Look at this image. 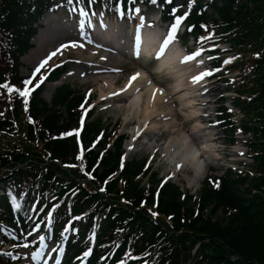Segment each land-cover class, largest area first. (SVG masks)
I'll list each match as a JSON object with an SVG mask.
<instances>
[{
  "label": "trees",
  "instance_id": "trees-1",
  "mask_svg": "<svg viewBox=\"0 0 264 264\" xmlns=\"http://www.w3.org/2000/svg\"><path fill=\"white\" fill-rule=\"evenodd\" d=\"M46 1L0 0V53L4 59L0 62V84L23 87L18 57L28 49L33 24L45 10ZM209 6L212 15L205 18L212 28H227L231 45H240L239 49L245 50L235 51L237 56L252 54L254 60L244 71L243 79H252L256 84L242 81L238 91L251 99L238 106L247 117L242 128L255 138L250 149L256 153L253 161L262 177L252 181L264 198V0H212ZM190 18L192 22L202 20L196 11ZM4 91L0 87V180L5 194L0 200V214L6 207H13L11 197L15 196L20 208L13 207V217L22 225L30 217V206L36 200L40 213L35 221L44 220L53 207L51 220L56 234L59 228L56 219L70 211L78 219L75 228H81L77 232L80 240H84L81 230L93 229L98 241L105 240L108 247L112 244L118 247L113 258L106 259L108 264H113L121 252L130 255V264H264V221L257 212L258 205L264 203L255 206L241 200L238 192L247 185L245 175H228L217 188L204 182L198 199L183 196L178 187L170 184L158 190L156 176L149 187L140 189L144 160H131L120 169L121 138L105 136L100 121L88 124L83 130L82 156L75 154L74 143L69 140L72 135H63L73 132L79 119L80 101L75 92L61 86L49 102L39 92L29 100L28 106L20 95H11L10 99L18 103L13 106L16 110L9 112L17 119L21 116L19 125L12 121L9 109L8 116L1 114L2 99L6 100ZM189 207L196 208V214ZM245 208L261 228L252 231L246 216L244 228L235 232L248 233L251 242L259 248L254 246L258 253L252 248V253L246 254L239 251L240 247L232 246L234 240L228 227L212 229L211 225L203 224L204 216L209 219L218 213H244ZM151 212H157L163 219H151L148 214ZM2 234L0 230V238H4ZM197 245V251L191 253ZM96 256L93 255L90 264L97 260ZM232 257L237 258L230 261Z\"/></svg>",
  "mask_w": 264,
  "mask_h": 264
},
{
  "label": "rangeland",
  "instance_id": "rangeland-1",
  "mask_svg": "<svg viewBox=\"0 0 264 264\" xmlns=\"http://www.w3.org/2000/svg\"><path fill=\"white\" fill-rule=\"evenodd\" d=\"M182 1L183 0H177L176 4L179 5ZM241 8L242 6H240L239 10H242ZM137 9L140 10L139 13H137L136 11L137 24L139 26H143V24L146 23L147 21L150 22L151 18L149 16V13L145 12V10L142 8L141 9L137 8ZM141 17H143L142 20L140 19ZM238 17L239 19L243 20V16H241V14H239ZM78 18H81V17H76L73 15V17H69L67 19V17L61 14V11L58 10L57 15H49L42 22L43 26L39 28V30L37 31L36 37L30 42V45H29L30 49L26 52L24 56L20 58L21 65H22L20 70H21L22 76L27 80L31 79L33 81V84L29 85V87L33 88L36 82H38L37 84L40 83V80L43 77L38 76L39 73H42V75H45L44 76L45 78H43V83H41L45 85V88L43 90L44 93L42 94L43 95L42 97L47 102H49L51 94L53 93V89L56 86H60L61 83L66 84V87H68L69 89L73 88V90H75V92L78 93L76 96V98H79L78 100H80L83 97V99L87 101V103H90V105H93L92 107L94 108V110L92 111V116L89 115L91 116V118H89L88 121L96 122V119L100 120V123H102L103 128L106 129L104 133L105 136H110L113 138L116 137V134L114 135L113 133L110 132L111 131L110 128L114 126V130H117V133H119L120 135H126L128 137L127 140H129L131 137L130 132H132V130L137 128L139 123H143L141 121L143 113L138 115L137 119L131 117L130 115L129 120L125 121V118L128 117L129 115L128 110L130 108H128V105L130 103V99H129L130 95L127 97V99H123V98L118 99L116 97H112L111 93L113 91H119L121 87L125 86L127 79L133 73L138 72L139 70L140 71L142 70L145 73V75L148 76L156 86L162 88L164 91L167 92L168 96L171 99L170 103H172V104H169L170 108L168 107V105L166 106L167 103H157L156 109L159 110L161 114L157 117L152 116L149 120L150 121L149 125L152 124V122H159L158 120L162 121L163 119H167V120H164V122L175 120L174 122L175 127L173 128V132L156 131V130L152 132L148 131L146 132V134L141 133L140 137L136 139L137 143L138 142L142 143V141H145V140H148L150 143H153V149L152 148L149 149L148 145H143L142 148L138 152H136L137 155L140 158H142V157L150 156L151 150H154V153H153L154 156L151 160L152 167L150 168L149 174L156 173L159 179L160 178L159 175H163L167 167L168 169L170 168L169 165L164 166L162 164V155L164 153L162 152L163 150L161 151L160 149L162 148L164 141L170 140L171 142L170 146L171 145L173 146L172 149H175L176 146H177L176 149H178L181 143L178 141H179V138L181 137V134H183L185 135V137L188 138V141L190 142L189 146L194 147L195 149L198 150L207 132L209 133V135H213V136H209L208 138L214 137L216 139V141L212 143L216 142V146L218 147L217 150L220 151L219 154L221 156V160L213 164L214 172L212 173H215L221 176L224 170H226V167L222 166L221 163L222 162L228 163L227 161L232 157V155L230 154V151L232 148L228 147L227 140L223 139L222 134L220 133L219 122H220V118H224V117L222 115L223 112L220 111L219 108L221 107L220 106L221 103H223L224 104L223 106L227 107L228 111L229 110L233 111L234 109L233 106L231 105L229 106V103H231L232 98H235V95H231L232 93L231 89H232V86H234L232 83L236 82V76L242 72L240 69H243L242 74L243 73L246 74L244 71H246L250 67V64L254 62L252 58V54H247V55L244 54L243 56L240 55V57L238 55L235 57L234 55L235 51L237 53L238 52L243 53L244 49L242 48L239 49V47H241L240 45L238 46L231 45L230 43L231 35L227 31L228 29L227 28L225 29L222 26L215 29L217 33L215 39L208 38L206 39L204 44H202V46H198V48L200 47L199 49H202L203 51L204 50H214V49L216 50V48L220 49L218 50L220 52L223 51L225 48L226 49L229 48L231 51H227L226 54H223V56L217 51L212 52L213 54H211V56L205 55L203 59L206 58L207 61L205 62L203 66H201L199 70L196 71V74H199V71L201 72L203 70V72L201 73L202 75L205 70H206L205 72L211 73L210 78L204 77V79L202 80L200 84L201 85L200 90L198 91L200 93H203V100L205 103H207L204 106L206 108L204 113H208V117L207 119H204L205 120L204 124L207 125L208 129L210 130L203 132L197 129L196 131V130L191 129L195 123V120L184 118V116H182L180 112V109H181L180 105L178 104L177 101H175V98L178 95L176 94L173 96L170 95V90L173 87V84L175 82L174 77H171L170 75H166L164 73H161V75L152 74V72H149V71L152 69V67H155L153 63H149V66L142 65L141 67L139 65H136L130 62V60L126 58L125 55H122V53L116 52V51L113 52V48L111 46L107 47L108 49H106L103 47H99L98 45H95L94 43H91L88 40V37L85 35L86 34L85 32H83L84 34H82V32L80 33V31L76 30V26L81 24V21H79ZM92 18H93V22L97 23L98 25L100 22H102L103 15L97 14L93 16ZM107 19H108L107 22L111 23V18L109 17ZM128 20H129L128 23L131 22V19H128ZM103 22L107 23L106 20H103ZM116 22L118 23L119 29L123 27V25L121 24V21H116ZM254 25L257 27L256 24ZM153 26H155V24L151 25V27ZM185 38L186 37L183 34L182 36L179 37V41L181 42V45H185L186 47H188V45L190 46L193 45L194 42L190 40H189L190 44H186ZM213 40H216V41L213 42ZM73 42H75L76 44L82 43L84 47L83 48L69 47L66 49H61V45H65V44L70 45ZM215 43L217 45L218 43H222L223 46H216V45L214 46L213 44ZM225 43H227V45ZM187 51L190 53V49ZM53 52H57V55L53 56L52 59L48 61V64L45 67L41 68L39 72H35V69L39 67L41 62L44 61ZM101 57H106V59H101ZM227 59L231 60L230 61L231 63L228 64L229 66L226 71L223 70V66L222 67L217 66L219 65L220 61L223 62ZM3 61L4 59L2 57V54L0 53V62H3ZM224 64H226V62ZM4 67H7V66H4ZM113 69H119L120 71L115 72L113 71ZM235 69L240 70L238 71L239 73L232 72V70H235ZM61 72H62V75L60 79H57L54 77L53 83L48 84V82H46L47 81L45 80L46 78L56 76L60 74ZM225 73H227V75H225ZM109 74L111 78H115L116 80V84L114 85V88L111 91L107 87H105V84L103 83L105 79L104 78L105 75H109ZM36 76L38 77L36 78ZM262 76L264 77V75ZM243 78H239L237 79V81L238 82L240 81V83L242 81L244 83L248 81L249 83H252V84L255 83V82H251L252 79H248L247 81ZM10 87L14 89H19L21 91L23 90V87L20 84L16 86L10 85ZM205 88H207L208 91L205 92L204 91ZM247 89L248 88L246 87L245 90L249 92H251L252 90V89L251 90H247ZM7 92L8 91L5 89L4 93H6V100L2 99V103H1L2 105L1 114H6V115H7V112L9 111L13 113V111L16 110L15 108H13V106H15L18 103L13 98L10 99L11 95H15V96L19 95L18 91H13L10 93L9 92L7 93ZM89 92L91 93L90 96H86V93H89ZM102 93L104 94V96L101 95ZM34 96L35 95L32 94L31 92L29 97L33 99L35 98ZM102 97L104 98L102 99ZM250 99H248V95L245 94L244 98H240V100L239 99L238 100L240 102H245L247 100L250 101ZM207 100L208 102H206ZM113 101H116V102L114 103ZM240 102H237V104L238 103L240 104ZM118 106H121L122 108H124L125 111L116 112L114 109L115 107H118ZM207 106L211 108L208 110ZM7 109L9 110L7 111ZM87 109L89 112L90 108L87 107ZM236 109L240 110V108H237V107ZM18 110L20 114H23L20 108H18ZM185 111L188 112L187 110ZM10 112L9 114L12 116V121L20 125L21 116L17 119L16 116L15 115L13 116L12 113ZM23 118L24 116L22 117V119ZM240 118L241 117H238L236 118V120H239ZM78 123L79 121L76 124H74L73 133H75L78 130L77 128L79 125ZM104 126L106 127L108 126V128ZM81 127L82 128L80 130L82 129L85 130L87 125L86 127H83L81 124ZM81 137L82 135L77 136L75 134L69 137V140L74 143L73 145L76 148L75 154L79 155V157L82 156L81 153L84 147L83 146L84 142H83V139H81ZM208 138H205V140ZM254 139L255 138H253L252 140H249L248 142H245V144L250 145L251 143H253ZM141 143L140 145H142ZM251 153H252L251 157L254 158L256 153L253 154L252 150H251ZM176 159L178 160L179 158H176ZM70 161H72V159H70ZM243 164H244V167L241 170V173L232 172V177L245 175L247 179V185L238 192V195H240V198L242 201H245L249 204H253L255 206H256V203L258 204L264 203L263 194H261L260 189H258L252 181L254 179L261 180V177H262V176H259V173L257 174L256 172L257 163L256 162L252 163L251 160H246V161H243ZM186 168H187L186 170H184L183 172L179 174L180 176L177 179L178 181L175 182V185L176 186L178 185L181 188V190H183V192L188 191V190H190V192L196 189L199 190L201 186L200 184L198 188L194 186V187H191V189H189L190 183L188 182L189 181L188 179L192 178L194 174L190 167L187 166ZM150 181L151 179L149 178L148 175L147 177H143V178L140 177L138 188L141 187L143 189H146L148 187L147 182L149 183ZM185 193L187 195L189 194V192L188 193L185 192ZM194 204L196 205V203ZM253 205H248V206L250 207ZM258 206H259L258 207L259 210L257 212L260 213V216H262L261 218L264 221V206H260V205ZM195 209L196 208L194 207H189V210H191V213L196 214ZM217 215L218 216L212 217L209 219L206 216H204L203 224L205 223V224L211 225L212 229H214V227H217V228L218 227L219 228L228 227L229 232L231 233V238H232L231 240H234V242H231L230 244H232V246L236 248L240 247L239 249L241 250L239 251L241 252H244L247 254L252 251L251 250L252 248L253 250H255L254 246L257 248V246L255 245L256 243H254L253 241L251 242V239L248 233L246 234L242 233L241 235H239V233L237 234L239 229L244 228L243 225L245 224L246 216L248 217L246 218V221L249 222L250 229L252 231L255 230L254 228H256V230L257 228H261V224L259 222L256 224L253 221V218L249 216L250 214L249 212H247L246 208L244 210V213L235 211V212H224L223 214L218 213ZM236 229H238L237 232H235ZM28 245H31V243ZM28 245L27 247L23 245L19 247L16 251L12 252V254L18 260H20L21 264H35L37 262V259H36L37 257H35L34 254L39 252L38 246L34 244V246L32 247L31 246L28 247ZM52 249L53 248H51L50 245L48 244V247H46V255L50 254ZM257 249L259 250V248ZM258 250H255V251L258 253L259 252ZM195 251H197V249L195 250L193 248V250H191V253ZM231 259L236 260V257L231 258Z\"/></svg>",
  "mask_w": 264,
  "mask_h": 264
},
{
  "label": "bare ground",
  "instance_id": "bare-ground-1",
  "mask_svg": "<svg viewBox=\"0 0 264 264\" xmlns=\"http://www.w3.org/2000/svg\"><path fill=\"white\" fill-rule=\"evenodd\" d=\"M143 39L145 41L148 40V38H152L153 42H155L156 38L153 37L154 33L151 30H144L143 31ZM142 45L145 47L146 43L141 42ZM147 48H145L146 50ZM186 55L184 52H180L177 50H173L170 52L169 55H167V57H162L159 61H158V68L155 70V72L160 73L163 71L166 74H169L171 76H173L175 78V83L173 85V87L170 90V95H178L176 96L175 100L178 102V104L180 105V112L182 114V116H184V118H189V119H194L195 120V124L192 126L191 129L193 130H203V125L201 120L203 119L204 115H203V110L205 109L203 107L204 102L203 100L201 102H198L197 100H201L202 96L200 95V93H196L197 90H195V88H198L197 83H193V74L190 73V68L186 67L185 65L186 63ZM141 73V76L139 78V80L135 83V87H142V91L140 93H132V100L130 101L128 108H130L128 110L129 115L128 117L125 118V121L129 120V117L131 115V117L137 119L138 115H140L141 113H143L142 119L141 121L144 123L145 120L148 121V128L146 130H142V125L143 123H139V125L137 126V128H135L134 130H132V132H130V134L132 135L130 141L127 143L126 145V151L130 152L134 146H135V139H134V134L137 130H141V132H152L155 130H164L166 132H173V128L175 127V120H170L169 122L165 121V123L160 124L163 120H167V119H163L162 121L159 120V122H152V124L149 125L150 123V118L153 116L157 117L159 116L161 113L159 112V110L156 109V104L157 103H162V101L164 99H167V104L168 107L170 108L169 104L171 99L168 96L167 92L164 91L165 95L163 97L161 96H157L156 98V103L155 105L152 106V108L150 109L148 107L149 105V95L152 91L153 88L158 87L156 86L152 81V86L149 87L147 85V81H149V77L145 75V73H143L142 71H138ZM113 78H111L110 76H106L104 79V84L105 87H107L110 91L114 88V80H112ZM102 96H104V94H101ZM143 106V107H141ZM197 106V107H196ZM116 112H123L125 111L124 108H122L121 106L115 107L114 109ZM185 110H187L188 112H186ZM214 140V139H212ZM185 141H188V138L185 137V135L181 134V137L179 138L178 142H181L179 145V148L176 149H172V145L170 146V140L169 141H164V144L162 145V149H166L165 153H167L168 158L167 160L170 161V163H174L177 165H181V166H189L192 171H193V177L189 178L188 182L192 185H196L199 180L202 178V176L204 175V172L206 170V168L212 164L211 161L212 160H216V161H220L221 160V156H220V151H216L215 149L218 147H215L216 144L214 143H208V142H203V149L202 151L200 149H196L197 152H199V156H195L193 158V154L191 152V148L194 147H185ZM216 141V140H215ZM146 145H151L152 143H150L149 141H145L144 142ZM216 143V142H215ZM213 148V149H212ZM201 155H203L201 157ZM176 158H179L178 160H176ZM223 166L226 165L225 162L221 163ZM177 168V166H176Z\"/></svg>",
  "mask_w": 264,
  "mask_h": 264
},
{
  "label": "snow or ice",
  "instance_id": "snow-or-ice-1",
  "mask_svg": "<svg viewBox=\"0 0 264 264\" xmlns=\"http://www.w3.org/2000/svg\"><path fill=\"white\" fill-rule=\"evenodd\" d=\"M153 3H156V0H152ZM167 2L169 4L172 3V0H167ZM137 13H139V9H136ZM173 12L176 11L175 8L172 9ZM141 20L143 19V17L140 18ZM180 24V18H177L176 19V23L172 25V30H171V37L167 40H164L163 41V50L160 52V55L163 56L165 54V51L168 49V46L172 43V38L175 37L176 33H177V27L179 26ZM69 47H80V48H83L84 45L81 43V44H76L75 42H73L72 44H65V45H61V49H66V48H69ZM57 55V52H53L51 53L44 61L41 62V64L39 65V67H37L35 69V72H39L41 70V68L45 67L47 64H48V61L52 59L53 56ZM201 56V52H195L194 55H191V56H188L186 57V61H192V60H195L197 57H200ZM101 59H106V57H101ZM226 62H230V61H226ZM113 71L115 72H119L120 70L119 69H113ZM35 74V73H34ZM211 75L210 72H204L203 75L201 76H193L192 80H193V83H199L200 81H202L204 79V77L206 76H209ZM141 76V73L140 72H135L133 73L126 81V84L124 87H121L119 91H113L111 93V96L112 97H116L118 99L120 98H123V99H127V97L129 95H131L132 93H140L142 91V89L140 87H135V83L139 80ZM40 83H43V78H41L40 80ZM33 84V81L31 79H28V80H25L23 81V90H19V89H14L12 87H10V85L8 84H0V87L6 89L7 91L9 92H13V91H18L19 92V95L21 97H23V102L25 104L28 103V97L30 96L31 92L35 90V88H38L40 86V84H35V86L33 88H30L29 85H32ZM147 85L149 87L152 86V82L151 80L147 81ZM204 91H208L207 88L204 89ZM90 92L89 93H86V96H90ZM165 95L164 93V90L160 87H155L152 89L150 95H149V105L148 107L151 109L153 105H155L156 103V98L157 96H161L163 97ZM104 97H102L103 99ZM114 103L116 101H113ZM87 103V101H85L84 103L81 104V108H84V104ZM162 103H167V99H164L162 101ZM85 115H86V112H85ZM81 123H83V120L81 121ZM148 128V121L145 120V122L143 123L142 125V130H146ZM79 135V131H76L75 133L73 132H65L63 133L64 136H71V135ZM141 135V130H137L134 134V139L135 138H138L140 137ZM185 144H190L189 141H185ZM191 152L193 154V158L195 156H199V152L196 151L195 148H191ZM241 155H243V153H241ZM67 167H72L73 165H66ZM181 167V165H177V168ZM89 178L91 179L92 177L89 176ZM171 177H167L165 182L167 181V179H170ZM211 182V181H210ZM162 186V185H161ZM214 186L218 187L219 186V182L216 181L214 182ZM103 190V189H102ZM12 199V203H13V207L16 208V209H19L20 208V205L18 203H16V197L15 196H12L11 197ZM151 215L152 216H156L157 213L156 212H151ZM40 241H41V244L43 245V241H44V237L41 236L40 237ZM25 247H27V245H25ZM35 257H39L41 255L40 252H37L34 254ZM85 255H88V253L86 252Z\"/></svg>",
  "mask_w": 264,
  "mask_h": 264
}]
</instances>
